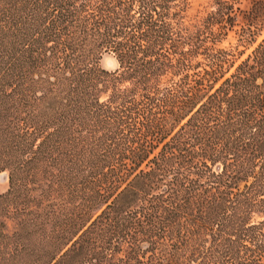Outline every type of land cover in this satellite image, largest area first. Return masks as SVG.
Returning <instances> with one entry per match:
<instances>
[{"label": "trees", "instance_id": "16d2710c", "mask_svg": "<svg viewBox=\"0 0 264 264\" xmlns=\"http://www.w3.org/2000/svg\"><path fill=\"white\" fill-rule=\"evenodd\" d=\"M185 4L0 0V264H264V0Z\"/></svg>", "mask_w": 264, "mask_h": 264}, {"label": "rangeland", "instance_id": "374dc122", "mask_svg": "<svg viewBox=\"0 0 264 264\" xmlns=\"http://www.w3.org/2000/svg\"><path fill=\"white\" fill-rule=\"evenodd\" d=\"M216 0H185V8L182 13L183 24L188 29H192L193 24L198 23L215 8ZM234 3V7L245 8L250 4V0H228ZM213 31H217L216 27L211 28ZM209 30L205 33L208 34ZM239 26L235 25L232 28L227 29L225 32L219 34L213 42L205 40L203 42L204 47H207L209 52H218L219 58H221L220 73L224 76L230 75L235 67L245 59L256 45L264 38V30L261 31L255 41L246 42L240 39ZM200 61V66L205 67V57L199 53L193 58V62ZM99 64L107 71H115L118 69V62L112 53L105 52L101 55ZM29 193L33 197H38L41 191V184L30 183ZM8 171H0V194L6 193L8 190ZM0 221L5 224L4 231L8 234L13 233L19 228L18 219L9 212L6 215L0 216Z\"/></svg>", "mask_w": 264, "mask_h": 264}]
</instances>
